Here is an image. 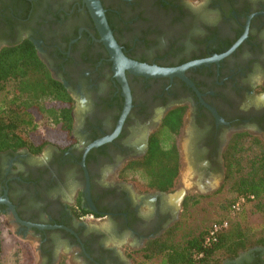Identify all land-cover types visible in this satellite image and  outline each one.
Segmentation results:
<instances>
[{"label":"flooded vegetation","instance_id":"af4514ba","mask_svg":"<svg viewBox=\"0 0 264 264\" xmlns=\"http://www.w3.org/2000/svg\"><path fill=\"white\" fill-rule=\"evenodd\" d=\"M101 2L130 59L160 67L212 60L186 68L183 76L125 70L121 78L83 0H0V54L30 42L74 101L67 148L0 150V199L35 226L17 222L4 202L0 215H11L22 235L39 241L42 264H60L69 249L84 264H122L89 218L106 220L119 237L137 239L129 243L133 251L172 225L169 193L146 191L129 177L128 164L145 160L151 147L165 148L175 139L181 160L175 188L185 169L191 183L183 205L191 193L215 194L223 187L224 154L236 133L264 139V102L256 101L264 93V0ZM242 38L230 54L213 59ZM178 109L182 122L175 128ZM82 208L91 212L77 216ZM260 251L264 247L241 251L224 264H264Z\"/></svg>","mask_w":264,"mask_h":264},{"label":"trees","instance_id":"16d2710c","mask_svg":"<svg viewBox=\"0 0 264 264\" xmlns=\"http://www.w3.org/2000/svg\"><path fill=\"white\" fill-rule=\"evenodd\" d=\"M28 44L26 41L5 48L0 54V150L27 148L40 154L50 145L67 148L72 141L74 101ZM173 113L178 114V128L182 115L179 109ZM224 159L226 176L222 188L228 184L233 197L223 205L231 210L240 197L245 196L247 201L235 212L234 219L228 220V227L218 233L217 239L207 241L211 226L178 234L188 222L190 209L202 197L191 193L185 197L180 219L141 248L128 252V256L141 255L138 264L153 260L155 264H224L241 251L264 247V139L248 132L236 133ZM127 169L131 170L130 178H140L146 191L174 192L181 172L175 139L165 148L151 147L145 160L133 161ZM87 212L91 211L82 208L77 216Z\"/></svg>","mask_w":264,"mask_h":264},{"label":"rangeland","instance_id":"374dc122","mask_svg":"<svg viewBox=\"0 0 264 264\" xmlns=\"http://www.w3.org/2000/svg\"><path fill=\"white\" fill-rule=\"evenodd\" d=\"M256 101L264 102V93L259 94L256 97ZM139 177V176H138ZM134 179L138 184H141V181ZM183 184L168 194V200L173 205H168L173 218L170 224L177 222L180 219L182 213V201L185 191V186L191 185L189 181V170H184L182 174ZM218 184V180L215 178L212 183L213 186ZM182 196V197H181ZM233 197L232 192L229 190V185L221 188L219 192L215 194H206L202 195L199 200V203L190 209V216L188 222L183 225L182 229L178 231L179 235L183 234V231L189 230H199L202 227H209L216 221L226 219L225 221H230L236 216L235 212L231 211L229 208H226V202ZM249 205L248 207H250ZM141 208L144 211H149L152 208V205H141ZM89 224H92L94 227H101L102 225H108L106 220L93 221L89 218ZM0 227H1V242H0V264H42V260L39 255V241L36 238L25 237L18 230L16 223L12 220L11 215L5 214L0 215ZM109 240L115 245L114 248L118 252V246L120 247L121 238L114 234L113 232L109 233ZM108 240V239H107ZM137 239L127 237L125 239V251H133L134 245L129 246V243H135ZM143 243L139 244L141 247ZM123 245H121L122 247ZM66 249V248H65ZM122 249V248H121ZM60 250V248H59ZM60 252V251H59ZM129 257V258H128ZM125 258V261L122 264H138L142 259V256L139 254L132 255V258L128 256ZM149 262V263H148ZM144 264H155L156 260L148 261ZM60 264H84L80 255L76 252L68 250V253L61 252Z\"/></svg>","mask_w":264,"mask_h":264},{"label":"water","instance_id":"95a60500","mask_svg":"<svg viewBox=\"0 0 264 264\" xmlns=\"http://www.w3.org/2000/svg\"><path fill=\"white\" fill-rule=\"evenodd\" d=\"M84 3L87 5L91 16L95 22V25L99 31L100 34V40L106 45L107 50L109 51L111 55V59L114 63V67L116 69V72L118 76L121 78L124 76L125 70H128L136 75H141V76H147V77H158V76H183V72L186 68L195 66L201 63H207L208 60H202V61H196V62H191L179 67H160L157 65L153 64H148L144 62H139L136 60H132L129 57L125 55L123 52L122 47L119 45L117 39L115 38V35L113 33V30L109 24V21L106 16V10L103 7V4L101 0H83ZM243 40L240 39L238 42L235 43L234 46L231 47L229 51L226 53L219 55L217 57H214L213 59H218L222 58L228 54H230L237 46L238 44ZM182 197V196H181ZM0 202L7 203L10 212L13 214L14 218L17 220V222L22 223V224H27L29 226H35L32 223L25 222L23 221L15 208L14 205H12L7 199H0ZM92 206V210L96 211V208L94 205ZM39 228H44V227H49V228H65L68 229L64 226H44V225H38Z\"/></svg>","mask_w":264,"mask_h":264},{"label":"built area","instance_id":"2783aa9c","mask_svg":"<svg viewBox=\"0 0 264 264\" xmlns=\"http://www.w3.org/2000/svg\"><path fill=\"white\" fill-rule=\"evenodd\" d=\"M247 198L245 196L240 197L236 202L231 205V210L233 212L240 211L245 205ZM228 227V221L215 222L211 225L209 233L207 235V241H215L217 239L218 233L224 228Z\"/></svg>","mask_w":264,"mask_h":264},{"label":"crops","instance_id":"0c3cea01","mask_svg":"<svg viewBox=\"0 0 264 264\" xmlns=\"http://www.w3.org/2000/svg\"><path fill=\"white\" fill-rule=\"evenodd\" d=\"M97 228L100 230V232L105 233L106 236L108 237V238H107L108 240H107L106 243H107L108 245H110V246H111V245L115 246V245L113 244V242L109 240V238H110L109 233L112 232V231H111V228H110V226H109V224H108V225H105V226L102 225L101 227H97ZM120 238H121L120 240H121L122 242H121V244H120V247L118 246V249H119V250H118V253H119L118 255H119V258H120L121 262L123 263V262L125 261V258L128 257V253L125 251V248H122V249H121V245H123V246L125 245L124 243H125V239H126L127 237L125 236V237H120ZM69 250H70V249H69ZM128 252H130V251H128ZM66 253H68V250L66 251ZM128 258H129V257H128ZM126 259H127V258H126Z\"/></svg>","mask_w":264,"mask_h":264}]
</instances>
